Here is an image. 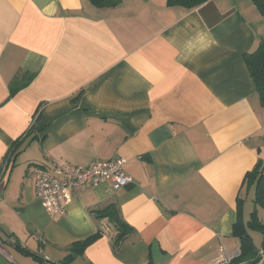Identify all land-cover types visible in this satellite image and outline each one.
<instances>
[{
  "label": "crops",
  "instance_id": "obj_1",
  "mask_svg": "<svg viewBox=\"0 0 264 264\" xmlns=\"http://www.w3.org/2000/svg\"><path fill=\"white\" fill-rule=\"evenodd\" d=\"M263 40L252 0H0V264H212L241 250L236 227L263 256L264 100L245 61ZM116 156L130 184L75 187L48 214L38 166Z\"/></svg>",
  "mask_w": 264,
  "mask_h": 264
},
{
  "label": "built area",
  "instance_id": "obj_2",
  "mask_svg": "<svg viewBox=\"0 0 264 264\" xmlns=\"http://www.w3.org/2000/svg\"><path fill=\"white\" fill-rule=\"evenodd\" d=\"M125 162L124 157L116 156L107 160H94L88 166L67 163L38 166L34 171L35 192L43 200L48 214L58 217L65 213L75 187L110 182L115 189H119L130 184L133 179L125 171ZM220 252V257L212 264H241L235 262L241 250L229 251L221 246Z\"/></svg>",
  "mask_w": 264,
  "mask_h": 264
},
{
  "label": "trees",
  "instance_id": "obj_3",
  "mask_svg": "<svg viewBox=\"0 0 264 264\" xmlns=\"http://www.w3.org/2000/svg\"><path fill=\"white\" fill-rule=\"evenodd\" d=\"M93 3L101 5H115L120 0H91ZM207 0H168L171 4L183 5L189 8L197 7ZM257 6L261 14L264 16V0H252ZM245 61L249 68V71L254 78L257 89L264 100V40L260 42L259 46L252 52L245 54ZM16 91V88H13ZM255 172L251 174L254 175ZM257 200L264 205V185L258 184V197ZM101 216H108L114 222L120 231L117 235L118 240L123 239V237L129 233L130 227L126 222L119 219L114 211H102ZM251 223L256 225V227L264 233V225L257 219L252 220ZM235 233L241 237V254L235 259L236 263L241 264H256L261 260V254L259 253V248L256 246L251 236L246 232V229L236 227ZM101 232L91 236L90 238L75 243L78 249L82 251L85 247L91 244L100 235ZM72 246L73 250H76V246Z\"/></svg>",
  "mask_w": 264,
  "mask_h": 264
},
{
  "label": "rangeland",
  "instance_id": "obj_4",
  "mask_svg": "<svg viewBox=\"0 0 264 264\" xmlns=\"http://www.w3.org/2000/svg\"><path fill=\"white\" fill-rule=\"evenodd\" d=\"M246 219L248 220V217L247 216H246ZM251 234H252V237L255 240V242L257 244H260V241H261V238H262V234L260 232H258V231L252 230V229H251Z\"/></svg>",
  "mask_w": 264,
  "mask_h": 264
},
{
  "label": "water",
  "instance_id": "obj_5",
  "mask_svg": "<svg viewBox=\"0 0 264 264\" xmlns=\"http://www.w3.org/2000/svg\"><path fill=\"white\" fill-rule=\"evenodd\" d=\"M256 264H264V254H263V256L261 257V260H260L258 263H256Z\"/></svg>",
  "mask_w": 264,
  "mask_h": 264
}]
</instances>
